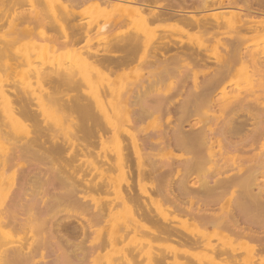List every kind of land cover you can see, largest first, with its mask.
I'll use <instances>...</instances> for the list:
<instances>
[{"label":"bare ground","instance_id":"obj_1","mask_svg":"<svg viewBox=\"0 0 264 264\" xmlns=\"http://www.w3.org/2000/svg\"><path fill=\"white\" fill-rule=\"evenodd\" d=\"M0 21V193L23 177L0 203V264H264V0H0ZM235 70L259 78L232 95ZM44 136L68 176H41Z\"/></svg>","mask_w":264,"mask_h":264},{"label":"rangeland","instance_id":"obj_2","mask_svg":"<svg viewBox=\"0 0 264 264\" xmlns=\"http://www.w3.org/2000/svg\"><path fill=\"white\" fill-rule=\"evenodd\" d=\"M88 17H89L88 14L84 15V19H87ZM0 23H3V21H0ZM107 41H109V40H107ZM29 42H30V38H28V37L24 38L19 43L18 48L23 49L25 47L24 49H27L28 46L30 48ZM104 42H105L104 37L102 35H100V36L98 35V36H95L94 38H90V39L86 38L85 40H82L81 42H79L78 47H80L82 50H86L88 48V46H92V45L103 48L104 47ZM253 44H254V48H256V44H257L258 45L257 48L261 49L262 52L264 51V37L258 39ZM59 52H60L62 58H63L62 55H64V59H62L61 63L64 66H65V63H67V62H68L67 64H70L69 61H71V59L73 57L71 55V53L68 54L66 49H61ZM52 56H53V52L52 51H48L47 55L45 53L44 55H42V58H41V55H39L38 57H40L41 59L45 58V60H44L45 64H43V62H44L43 60L41 62H42L43 66L45 65L44 67H46V65L48 67L52 63V60H53ZM38 57H37V59H35L37 61V62L35 61V64H36L35 66L38 65V62H39ZM2 71L4 72L3 68H2ZM133 77L131 75V76H129V78H132V79H129L128 77L123 79V83L126 84L127 82H131V81L135 80V77L134 78ZM258 78H259L258 75H256V76L252 75L251 76V75L247 74L245 71H237V70H235L231 74V76L228 78V80L226 82V84L228 85L227 90H228V92L230 94H232V95L236 94L237 95L238 92L242 93V92L246 91V89L248 88V85H250L251 82L257 81ZM33 80H32L33 86L36 87V83H34ZM164 87H166V86H164ZM260 93L262 94V96L264 95V93H262V92H260ZM150 117L147 118L144 121V123L142 124V127L144 129H147V131H151V130L156 129L160 125V123L164 122V119H163V122H160V120L162 118H160V116L157 115V114H154L153 116H150ZM254 126H256V125H254ZM254 126H251V127L254 128ZM185 129L189 130V129H191V127L187 125V126H185ZM17 140H19L18 141L19 144H23V143L27 142L26 138H18ZM85 140L95 142L98 139L92 137V138H88V139L86 138ZM58 141L62 142L61 139H59ZM126 144H128V139L125 138L124 142H122V144H120V145H118L116 143H113L111 141L108 146H110L111 148H114V147L123 146V145L125 146ZM260 144H264V137L261 139ZM54 147H56L54 139L52 137H49V136H44L43 138H41L37 142L33 143V148L35 150H37L40 155L47 156L48 159H49L47 162H45L44 164L41 165V168H42V175L41 176L44 179H48L50 176H52L53 175L52 170H54V169L58 170V171L61 170L62 171L61 175L68 176L70 174L71 167H70L69 164H67L68 163L67 162L68 161L67 160L68 156L65 153H63V154H53L51 152V150ZM53 158L55 160H53ZM157 158L159 159V164L161 166H163L164 163H165V159L168 158V155L160 153L157 156ZM25 167H28V164H26ZM7 174H8L7 175L8 179H9L8 187H6L4 189V191H2L0 193V203H2V204H9L10 203L15 191L17 190V187H18L19 183H21L23 181L21 168L18 167V166H13V168H11ZM114 174L119 176V172L117 173V171ZM33 186H35V184L32 185V182H31L29 184L30 189L28 191L29 195L27 196V198L29 200H32V201L34 200V202L37 203V207L38 206L43 207L46 204H49V203L52 202V200H53V196H52L53 189L52 188H50L51 194L49 193V194L46 195L45 192H46V188H48L47 186H45V185L39 186V187H37L36 190L32 189ZM110 196L114 197V194L112 193ZM110 196L107 195V198L110 197ZM112 197H110V198H112ZM76 208H77V206L74 207V209H76ZM55 209L56 210L52 213L53 218H52V215H51V216L47 217V220H49V221L51 219L52 220H57L58 218H62L63 216H65L67 214L74 213V211H72V210H74L73 207H71L69 205L59 206V207H56ZM36 211L37 210H33V211L29 212V214H27L23 218H30V220L34 219L35 216H36ZM257 226H264V223L262 225L259 224ZM107 253H108V255H107V264H108V261H110L111 258L114 257L117 254L113 253L114 255H112V254L109 255L110 252L108 250H107Z\"/></svg>","mask_w":264,"mask_h":264}]
</instances>
